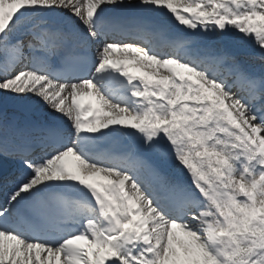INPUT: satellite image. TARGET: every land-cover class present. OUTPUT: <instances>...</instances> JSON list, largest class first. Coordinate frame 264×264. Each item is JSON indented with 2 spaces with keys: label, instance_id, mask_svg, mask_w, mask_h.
I'll return each mask as SVG.
<instances>
[{
  "label": "snow or ice",
  "instance_id": "obj_1",
  "mask_svg": "<svg viewBox=\"0 0 264 264\" xmlns=\"http://www.w3.org/2000/svg\"><path fill=\"white\" fill-rule=\"evenodd\" d=\"M6 100L0 264H264V0H0Z\"/></svg>",
  "mask_w": 264,
  "mask_h": 264
},
{
  "label": "bare ground",
  "instance_id": "obj_2",
  "mask_svg": "<svg viewBox=\"0 0 264 264\" xmlns=\"http://www.w3.org/2000/svg\"><path fill=\"white\" fill-rule=\"evenodd\" d=\"M125 2L127 3V0H125ZM108 15L110 16H113V17H126V16H144V17H147V18H150V19H153L155 17H158L160 19H164L162 16H160L159 14L157 13H148V12H145L141 9H138V8H135V7H129V8H110L108 10ZM45 18H48V17H51L53 16L54 14H51V13H48V14H43ZM155 16V17H154ZM117 59H119L117 56L115 57ZM130 64H132V68H131V71H134L137 73V75H141V74H148V75H151L153 72H156L157 73V76L160 75V74H167L165 69H161L160 71H151L148 70L147 68H150L148 66H150L148 64V66L146 65H142L139 64V63H134L133 61L129 60L128 61ZM137 66H140L142 68H144L145 70L141 69L140 67L138 68ZM153 68H155V65H152ZM169 67H174V66H169ZM260 67L259 63L257 62L256 65L254 66V71L259 74L261 72V67ZM177 71H180V72H183L184 70L183 69H177ZM185 75H187V73H185ZM90 99L93 103H95V98L92 97V96H89V97H86V100L87 99ZM119 99L122 101V102H127V97L126 96H121L119 97ZM0 103H4V104H7L9 107H12L13 105H16V104H21V105H29L30 103H32L33 105L30 106L29 110L30 113L29 115H33L35 113H39L41 111H45L47 110V106H43V105H38L36 104L35 100L33 101H30V102H24V101H14V100H6V101H0ZM68 102L66 101V104ZM33 109V110H32ZM17 116L19 119L21 120H26V116L25 115H20L19 112H17ZM46 119H49V120H53L54 119V115L51 114L50 112L46 113V115H44ZM74 164V162H72L71 160H69V166H72Z\"/></svg>",
  "mask_w": 264,
  "mask_h": 264
},
{
  "label": "rangeland",
  "instance_id": "obj_3",
  "mask_svg": "<svg viewBox=\"0 0 264 264\" xmlns=\"http://www.w3.org/2000/svg\"><path fill=\"white\" fill-rule=\"evenodd\" d=\"M117 57L118 58H120L119 57V55H117ZM139 64H141V66L143 65H146V66H148V64H149V62H147V61H142V62H140ZM138 68L140 67V66H137ZM145 67V66H144ZM148 67H150V68H147L148 70H150L151 69V71H154V70H156V71H160L161 69H157V67L155 66V68H153V66L152 65H150V66H148ZM141 69H143V70H145L144 68H142V67H140ZM258 68H260V67H258ZM261 70V69H260ZM32 106L33 104L32 103H30L29 104V106ZM45 111H48V112H50V110L49 109H47V110H45Z\"/></svg>",
  "mask_w": 264,
  "mask_h": 264
}]
</instances>
